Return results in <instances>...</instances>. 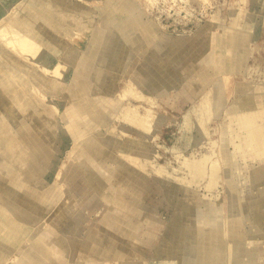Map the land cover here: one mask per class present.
Listing matches in <instances>:
<instances>
[{"label": "rangeland", "instance_id": "rangeland-1", "mask_svg": "<svg viewBox=\"0 0 264 264\" xmlns=\"http://www.w3.org/2000/svg\"><path fill=\"white\" fill-rule=\"evenodd\" d=\"M74 1H77V6L74 9L73 22H77V25L79 24L75 26L77 28L74 27V30L77 31L74 34L75 36L73 35L75 31L73 30L72 32L73 28L67 31L69 33L66 31L61 33V31L57 30L58 27L53 21L45 22L48 33L56 34L58 31V37H54V35L52 37L49 34L44 35V38L42 37V42L45 40L44 46L47 44L49 48L46 46V51H49V54L53 53V55L50 54L47 62H45L46 59L44 61L43 59H37L38 57L36 58L35 56H25L23 62L16 58L12 59L10 57H12L11 54L13 52L10 53L9 50L11 48L13 50L12 46L15 43L0 45V70H8L11 66H15V72L10 75L23 82L25 88L24 98L43 97V102L49 105V109L41 113L45 118L49 115L48 110L55 112V115L50 112L54 117L51 118L49 125L51 128L48 133L50 137L46 135L48 138L44 135H39L43 123L41 121L40 123L38 121L39 124L34 122L32 115L29 116L27 114L30 109L27 103L8 104L7 107L14 112L13 117L9 113L4 114L2 122L0 121V173H2L0 174V178H2L0 179V201L5 200V194L10 187L9 184L14 178L13 176H16L23 186L21 190L23 192L21 193L23 194L22 207L19 210L15 208L9 213V216H12L8 217L12 219L13 223H11L9 218H6L8 221L0 218L1 223H6L3 224L5 228L1 224L0 230L1 232L3 230L7 231V228L8 231L11 230L14 227L13 224L15 225L16 223L15 220L18 223L21 222V225H26L27 230L24 234L26 235L25 240L24 236H22L21 240L15 243V247L14 245H5L1 239L2 236H0V264H22V250L28 248L26 247L27 238L33 233L44 231L57 219L59 207L73 199L77 203L74 212L58 220V228H60L66 239L71 261L75 260L73 258L81 256L84 261H80V263L83 264L84 262L86 264V253L81 250V242L92 230L104 225L108 226V229L114 233L122 236L121 238H128L129 242H125L128 244L129 253L132 255L129 264H141V262L144 264H159L156 246L171 230L174 218L184 217L190 221L191 230H194L199 236L203 233L221 229L227 219H236L235 221L239 225L237 227L238 232L248 231L249 234H254L252 236L254 246L245 244L244 249L242 248L243 253L246 254H243L242 264L247 262V264H264V237L262 236L264 235V219H261L264 207L260 203L251 204L246 201L245 197H250L252 194L250 178H240L239 167L235 166L233 161H231L230 165L227 161L228 159L224 160L221 156H224L226 149H233L230 143L223 144L224 139L219 132L220 123L223 121L222 115L210 122L212 139L217 142L215 149L221 157L222 178L214 190V194L205 187L204 183L200 186L188 185L181 187L176 185V178L174 177V175H182L180 171L174 170L179 164L175 151L180 150L186 155L191 154L194 139L198 136V131L195 127L188 128L186 126V118L191 116L193 107L197 103L198 89L202 86L205 87L204 74H209L211 79L216 81L223 76V73L227 72L231 63L236 67L233 70L232 85L235 84L237 87H241L245 84L251 85L257 81L264 82V0H248L247 4L238 0H156L154 3H149L148 0H136L139 5L138 10L141 13L138 17L146 23V27H143L140 31L138 30L145 45L138 49L139 51L132 50V55L126 60L121 71L104 68L103 73H105L106 77L98 79L97 83H91L92 85L89 86L90 90L79 96H77L76 91L83 83V75L79 78L82 69L78 67L84 61H92V53L89 46L91 45L90 39L94 29L104 24L103 17L107 12L115 14L119 23L126 21L129 15L127 12L120 10L124 0ZM37 2V0H0V5L2 6L0 8L2 10L4 8L7 15L12 14L9 16L10 19H8V23L12 25V23L15 24L18 21L21 13L29 12V10L33 12L37 8ZM42 3H39V5ZM239 5L246 6V9H249L248 11L252 15L253 21L259 24L258 37L252 41L253 43L247 40V34L245 33L247 31V23L246 19L242 18L239 20L240 24L242 23L239 30H243L244 42L238 46L228 45L224 41L226 34L231 30L230 12ZM84 7L89 8L90 12L83 13L80 9L84 10ZM13 8L15 11H13ZM2 10L0 9V12ZM74 23L70 24V26L73 27ZM84 24L86 28L82 29L81 27ZM148 24L150 28H148ZM217 25H220V27H217ZM78 34L81 36H78ZM69 35L74 36V38L78 37L71 40L72 37H66ZM53 38L58 40L55 39L57 41L53 40V42ZM207 39L211 40L209 51L206 43H204ZM60 41L66 44V49H72L61 51V54H54L56 45ZM53 43L55 45L54 49L49 46L53 45ZM165 43L167 45L178 43L181 49L186 50L188 58L185 57L177 69L182 78H188L189 80L180 84L177 89H172L165 94H153L157 102L153 110L165 119L164 125L161 123L154 125V132L157 135L155 138L151 136V133L145 134L135 129L132 131L127 130V134H125L120 128L122 126L120 123L122 122L119 115L122 112V107L126 106L129 100H131V105L134 106L135 104L139 106L143 103H140L137 99H120L123 88L126 83L135 82L138 75L145 71V58L152 53V47L157 48ZM50 50L52 51L50 52ZM210 50L218 53L217 59L223 63V67L216 71L212 70L206 62H203L197 68L199 79L192 76L189 66L195 64L196 59H205L210 54ZM247 50L249 51L248 54ZM241 57L243 58L240 60ZM60 62H62L61 66L59 65L61 64ZM42 67L45 68L43 69ZM56 67L60 69L57 70ZM51 69L52 73H50ZM53 69H56L57 71H55L60 76H57ZM43 71L44 74L46 73V77H56L55 80H59L61 84L63 83V89L54 93L38 85L39 83L37 82L41 80L39 72L43 73ZM52 74L55 76H52ZM86 74L88 75V73ZM252 75L253 77H251ZM233 90L234 86L231 88V93H226L228 103H232L236 98ZM158 104L161 105L159 106ZM4 119L7 121H4ZM68 122H71L70 125ZM3 123L6 125L7 131L5 127L3 128ZM13 128L16 131H22L20 135H22L21 138L23 140L25 136L27 139L24 141L20 139V142L16 144L17 148L12 143H15L12 136L16 132H14ZM5 131L9 136L1 137L6 134L4 133ZM10 134L12 135L10 136ZM34 135L37 136L35 137ZM83 136H90L95 140L98 139L97 142L104 146L106 145L113 155L103 156L101 159L90 153L84 152L85 154H82V151H79L77 146L80 142L79 138ZM32 138L40 139L41 146L43 148L46 147V151L50 153L49 156H45L41 152H35L33 148V150L30 149L29 142ZM145 139L148 140L147 146L140 143V141ZM207 141L208 138L206 137L197 146V150L203 151L208 143ZM7 143H12L11 145L15 149L11 145H7ZM42 143H44V146ZM1 145L5 146L3 148L4 152L6 149V152L10 154L5 155L6 152L2 151ZM7 147H11L12 150L11 148L7 149ZM120 149L132 154L137 151L142 155L145 153L148 155V159L153 160L154 166L148 168V173H145L144 176L139 178V176L135 175L131 178V176L127 175V169L123 168L113 158ZM6 158L10 162L13 161V165L10 163L9 166L15 171L12 173L8 172V175L4 164ZM259 160L264 164L263 160ZM124 162H129V166L132 169L137 167L129 159L124 160ZM240 162L242 163L243 160H240ZM249 163H251L250 169L256 170L261 167V163L258 160L250 161ZM163 164L168 167V172L172 174L167 175L166 173L157 172L155 169L156 165ZM3 171L6 173H3ZM245 171L244 175H248L247 168H245ZM87 179L92 181L91 185L93 187L91 189L88 188L89 182H87ZM231 181H236V185H238L236 189L231 188ZM254 186L257 187L258 184L254 182ZM102 188L103 190L105 188V190H100ZM121 194L122 198L120 197ZM79 197H81V200L78 201ZM111 197L113 198L111 199ZM37 198L39 200L37 201L38 204L36 203V209L32 203ZM132 198L136 203L129 202ZM124 199L128 200V203H123ZM183 201L188 203V209L181 203ZM1 205L2 203H0ZM246 206H250L248 211H246ZM124 211H128L129 215H122ZM241 213H245L246 217L239 223L240 220L237 221V218H239ZM192 218L194 219L191 221ZM257 219L260 223H258L261 229L259 231L251 225ZM134 240L142 246L133 242ZM49 244L54 249L58 248L54 242H49ZM45 245L48 244L46 243ZM255 250L258 254L255 253ZM253 254L256 256V260L255 256L254 260L251 257ZM247 258L250 259L248 260ZM252 261L256 263H252Z\"/></svg>", "mask_w": 264, "mask_h": 264}, {"label": "bare ground", "instance_id": "bare-ground-1", "mask_svg": "<svg viewBox=\"0 0 264 264\" xmlns=\"http://www.w3.org/2000/svg\"><path fill=\"white\" fill-rule=\"evenodd\" d=\"M37 1H38L36 3L37 8L34 9L33 12L29 10V12L21 13L18 21L15 24L12 23V25L8 23V19H10L9 16H11L12 14L7 15V13H5L6 11L4 10V8L3 10L2 8H0L2 10V12H0V30L4 28L0 33V41H1L0 45L2 46V45H9L15 43V45L12 46L13 50L12 48L11 50H9L10 53L13 52L11 54L12 57L9 56L12 59L16 58L19 61L22 60L21 62H23V58L25 56H29V57L35 56L36 58L38 57L37 59H43L44 61L46 59L45 62H47L50 54L53 55V53L51 52L52 50H50L51 52L50 54L48 53L49 51H46L48 46L47 44L44 46L45 40L44 42H42V37L47 34H49V36L54 35L55 37L58 34L57 30L63 33L62 31L67 32L69 31V29L73 28L72 29L73 32L74 27L77 25L76 24L77 22L76 23L73 22V13L75 6H77V1L74 0L73 1L72 0H37ZM43 1L44 3H42ZM148 1L149 3H154L156 0H148ZM238 1L243 3L246 2L247 4L248 0H238ZM39 3L42 4L39 5ZM0 7L2 6L0 5ZM14 8L13 11H15ZM138 9H139V5L137 4L136 0H124L120 10L127 12L129 18L121 23L117 21L115 14H111L108 12L104 14L103 17L104 24L94 29V33L90 39L91 45L89 47L91 48L92 61L90 62L84 61L78 67L82 69L81 70L82 73L81 76H79V78L82 77L83 75V83L76 91L77 96L88 92L90 90L89 86L92 85L91 83L93 82L97 83L98 79H102L106 77L105 73H103L104 68L114 69V70L117 69L121 71V68L124 67L126 60L130 57V55H132V50L139 51L138 49H141L145 45V42H143V40L141 39V35L139 31L143 27H146V23L142 21L140 17H138L141 14ZM80 10L83 13L90 12V9L89 8L87 9L86 7H84V10L82 8ZM248 10L246 9V6L243 5H239L238 7L232 9V11L230 10L231 30L225 36L224 42L226 44L228 45L232 44L238 46L239 44H242L244 42L243 33H242L243 30H239L241 29L240 26L242 24V23L240 24L239 20H241L242 18H245L247 23L246 26L247 31L245 32L247 34V40L252 42L253 40H256V38L258 37L259 24L253 21L252 15ZM52 21L54 22L56 27H58V29L56 30L57 33L55 32L56 34H52V32L48 33V28L46 27L45 22H52ZM72 23H74L73 27L70 26V24L72 25ZM243 25L245 26V24ZM85 26L86 25L84 24V26H82L81 28L85 29L86 28ZM217 27H220V25H217ZM148 28H150L149 24H148ZM76 32L77 31H75L73 35L76 34ZM78 33L80 32L78 31ZM8 34H10V36H8ZM71 35L66 37L67 38L72 37L71 40H74L78 36H81L80 34H78V36L74 38L75 35L74 36ZM55 39L53 38L52 41ZM204 43H206L207 50L209 51V44L211 43V40L207 39ZM177 44L172 43L171 45H167L165 43L157 48L152 47L153 50L152 53H150V56H146L145 58V69H144L145 71L138 75V77L135 79L136 80L135 82H128L127 80L128 83L125 84L123 88V92L120 95V99H124V98H128V100L137 99L140 101V103L143 104L142 105L138 104L139 106H136L137 104H135L134 106L131 105V100H129L126 106L122 107V112L119 115L122 123H120V121L118 122L122 124V126L119 127L122 129L123 133L127 134V130L132 131L133 129H135L138 130L139 132H144L145 134L151 133V136L155 138L157 135H155L154 132L155 131L154 125L158 123L164 125L163 122L165 119H163L161 115L155 113V110H153V107H155L157 104L153 94L156 93L165 94L172 89L173 90L177 89L180 86V84L188 82L189 80L188 78L186 79L182 78V75H180V73L178 72L177 68L179 67L183 59L185 57L188 58V56H186L187 55L186 50L181 49L179 47V44L178 45ZM51 45L49 46L52 48L55 46L54 43L52 46ZM66 48H67L66 44L60 41L56 45L54 54L55 53L61 54V51L62 52L69 51L72 49V48L69 49ZM248 52L249 51L247 50V54ZM217 55L218 53L216 51L210 50V54L207 57H205V59L202 58L196 59L197 61L196 62L194 61L195 64L189 66V70L191 71L192 76L197 77L199 79L197 68L201 66L203 62H206V64L209 65L212 70L218 71L221 67H223V63L218 61L217 58L219 55L218 56ZM249 57H250V53H249ZM242 58L243 57H241L240 60ZM60 63L61 64L59 65L61 66L62 62ZM14 67L15 66H11L10 69L8 70L7 69L0 70V121L3 119L2 117H4V114L9 113V115L13 117L14 112L12 109H9V107H7L8 104L27 103L28 107H30L29 112L27 114H29V116L32 115L33 117L32 119L34 120V122L38 123L39 121L40 123L41 121V123H43V127L41 128V131H39V135L41 134L44 136L46 135L49 136L48 133L51 129L49 125L52 120L51 118L54 117L52 113H54L55 115V112L48 110L49 115L48 117L45 118V116L41 115V113L49 109V105L43 102V97L37 96L33 98L30 96L31 98L29 99L24 98L23 95L25 93V88L23 82H21V80H17L16 78H13L10 75L11 73L15 72ZM234 68L236 67L230 63V67L227 70V72L223 73V76L221 78L219 77L220 79L216 81L211 79L209 74L207 73L204 74L205 77L204 81L206 82L205 87L202 86L201 88L198 89L197 92L198 97L196 99L197 103L193 107L191 116H187L186 118V126L188 128L195 127L198 131V136L194 139L193 151L191 154L186 155L180 150L175 151L177 154V158L179 160V164L177 167L174 168V170L177 172L180 171L182 175H174V177L176 178V185H180L181 187L188 185L200 186L204 183L205 187L210 192H213L212 194H214V190L216 189L219 181L221 180L222 175L220 168L221 157L215 149L217 142L216 140L212 139V129L210 127V122L213 121L216 117L222 115L223 121L221 120L222 122L220 123L219 132L221 133L222 138L224 139L223 144L226 145V143H230L233 149L232 150L226 149L224 156L223 155L221 156L224 160L228 159L227 161L228 163H230V165H231V161H233L234 165L239 167L238 172L240 178H245V179L246 177L248 179L250 178L252 182V194L250 195V197L249 196L245 197L246 201L250 202L251 204L260 203L264 207V185H259L260 188L254 186V182L260 184L259 182H261V180H264V164L261 170L260 169L255 170V169H250L251 163H249L250 161H256L259 159L264 160V82L257 81L251 85L245 84L244 86L241 87H237L235 84L232 85L233 83L232 75ZM56 69L58 70L60 68L56 67ZM56 69H53V71H55ZM50 71L49 72L52 73V69ZM56 71L54 73H57ZM86 73H88V75ZM39 74H41L40 77L41 80L40 82L37 83H39L38 85H40L42 88L48 89L49 91L54 93L59 92L63 89L62 88L63 83L61 84L59 80H55L56 77L49 78L47 76L48 77L47 78L45 75L46 73L44 74V71L43 73L39 72ZM52 76L55 75L52 74ZM57 76H60L59 73H57ZM251 77H253V75ZM232 86H234L233 93H235L236 98L232 101V103H228V98L226 93L232 92L231 91ZM4 121L7 120L4 119ZM5 126L6 125H4L3 128ZM14 129L15 128H13V130ZM6 131L4 132L6 134H4V136L2 135L1 137H5V135H8ZM15 131L16 130H14V132ZM20 132L22 133V131H16L15 133H13L14 134V136H12L13 138L11 137L15 141V143L12 142L13 140L11 142L14 144V146H16V148H17L16 144L20 142V139L22 141L26 139V136L24 140L21 138L22 135H20ZM11 135L12 134H10V136ZM29 135L31 136V134ZM34 136L36 137L37 135ZM48 136H46V138H48ZM206 137L208 138L207 141L208 143L207 145H205V149L203 151L197 150V146L201 144ZM79 140L80 142L77 146V149L79 151H82V154L90 153L101 159L103 156L113 155L112 153H110L109 148H107L106 145L104 146L101 143L97 142L98 139L95 140L90 136H83L79 138ZM140 143L142 145L147 146L148 140L145 139L143 141H140ZM11 144L7 143V145H11ZM43 144L44 143H42V145ZM29 145L31 146V148L30 147L29 148L31 150L34 149L35 152L36 151L41 152L45 156H49L50 154L46 151L45 149L46 147L43 148L41 146L40 139L38 138H32V140L29 142ZM11 147H7V149ZM3 148H5V146L4 147L2 146L1 148L2 151L4 152ZM18 148L20 147L18 146ZM8 153L9 152H6L5 155ZM134 153L133 154L128 153L125 150L120 149V151L115 153V156L113 158L115 159V161H117V163L121 164L123 168L127 169L128 171L127 175L129 177L130 176L134 177L136 175L139 176L140 178L144 176L145 173H148V168L154 166L153 160L148 159V155L145 153H143V155L138 151ZM126 159H129V161L132 162V164H136L137 167L132 169V167L129 166V162L128 163L124 162V160ZM240 160H243V162L241 163ZM4 162L6 167L5 171L7 172V175L8 172L11 173L15 172L13 171L12 167L9 166L10 163H12L13 165V161L10 162L6 158V161ZM245 168L248 169L249 172L248 175L246 174L244 175ZM155 169L157 170V172L162 174L163 173H166L167 175L172 174L168 172V167L164 164L159 166L156 165ZM5 171H3V173ZM13 177H12L13 179L9 184L10 187L7 189L5 194L6 195L4 200L5 202L3 200L0 201V203H2V205L0 206V218L1 220L3 219L4 221L6 218L8 219L10 216H12V215L9 216L10 212H12L15 208L19 210L23 205L22 204L23 194H21L23 193L21 192L23 186L20 180L16 176ZM87 182H89L88 188L91 189V187H93L91 185L92 181L90 179H87ZM4 184L6 185V183ZM230 185L231 188L233 189H236L238 187V185H236V181H231ZM100 190L104 191L105 188L104 190L103 188ZM120 197L122 198V194L120 195ZM39 198L41 199L40 196ZM39 198H37L32 203V205L36 209H37L36 203L39 200ZM79 200H81V197H79L78 201ZM123 203H128V201L124 199ZM181 203L186 209L189 208L188 203L186 201H183ZM76 207H77V203L74 202V199L69 203H65L64 205L60 206L57 213V216L59 218L57 217V219L53 221L51 225H49L41 233H35V234L33 233L27 238L26 247L28 248H24L22 250L23 251L21 255L22 264H25L26 259H28L29 255H31L32 253H34L35 255L40 253V248L43 242H45L44 235H46L48 231L51 232L55 231L56 233L58 229V220L64 218L65 215L74 212ZM245 208H247L246 211H248L250 209V206H246ZM39 210H41V208H39ZM245 217L246 214L241 213L239 218H237V221L240 220L239 223H241V220L244 219ZM261 217L264 219V212H262ZM174 219L175 220H173L172 222L171 230L166 234V237H164L163 240L156 246V255H157V259H159L160 261L159 264H242V257L243 254H245L243 253L242 248L245 246V244L253 245L252 242L254 239L252 238V236L254 234H249L248 231L238 232L237 227L239 225L238 222L236 223L235 221L236 219H227L225 220L221 229L203 233L201 234V236H199V234L196 233L194 230H191L189 225L190 221L187 220L186 218L177 217ZM193 219L194 218H192L191 221ZM1 220H0V226L1 224L3 226L5 222L1 223L2 222ZM9 220L11 221L12 219L9 218ZM15 221L16 223L15 225L13 224L14 227L11 230L8 231V228L7 231L3 230V228H2L3 230L2 232L0 230V236H2L1 239L4 241L5 245L7 246L14 245L15 247V243L21 240L22 236H24V240L26 238L25 237L26 235H24L25 232L27 231L25 227L26 225H21L20 224L21 222L18 223L17 220ZM258 221L259 220H256L251 225L252 227H256L259 231L261 229L258 226L259 223ZM11 223H13V221H11ZM106 227L108 226H104V225L100 226V230L103 229L104 232ZM98 230L99 229H97V231ZM107 230H105V233H97V235L95 236H97L98 239L95 236H93L92 238L88 236L87 243H84L85 241L81 242L82 243L81 250L82 252L86 253V257H85L87 259L86 263L89 261L92 262L93 259L95 260L105 259L106 260L104 261L105 264H129L132 255L129 253L130 249L128 247V244L125 242V239L121 238L122 236L114 233L113 231L108 232ZM262 236L264 237V235ZM93 245L95 246V248L96 246L101 247L100 248L101 250H99V247L96 248L95 250ZM101 252L105 253L104 256L102 255ZM256 252L257 251L255 250V253ZM254 256H255L254 254L253 256H251L253 257V260H254ZM74 259L83 260L84 258H81V256H79ZM255 260H256V256H255ZM253 262L254 261H252V263ZM72 264H74V262H72ZM79 264L82 263L79 262ZM141 264L144 263L141 262Z\"/></svg>", "mask_w": 264, "mask_h": 264}, {"label": "crops", "instance_id": "crops-1", "mask_svg": "<svg viewBox=\"0 0 264 264\" xmlns=\"http://www.w3.org/2000/svg\"><path fill=\"white\" fill-rule=\"evenodd\" d=\"M259 161V163H261V167H260V170H261V168L263 167V162L262 161H260V160H258ZM264 161V160H263ZM259 168V167H258ZM257 168V169H258ZM263 173V172H262ZM132 178V177H131ZM260 184H258V186H257V188H260V186L259 185H264V180L262 181L261 180V182H259ZM112 199V198H111ZM128 201V200H127ZM130 201H132V202H135L134 200H133V198L132 199H130L129 200V202ZM136 203V202H135ZM124 214H126V215H129L128 214V211H124L123 212V214L122 215H124ZM126 215H124V216H126ZM261 219H263L262 217H261ZM258 220V219H257ZM259 222V221H258ZM97 229H99L98 231H97ZM108 229V227H106V229L105 230H107ZM105 230H104V232H103V229L102 230H100V227H97L96 229H94V230H92L89 234H88V236L89 237H93V236H95V235H97V233H105ZM133 230V229H132ZM108 232H111V230L109 229V230H107ZM134 231V230H133ZM56 235V236H55ZM48 236V237H47ZM88 236H87V238H85L84 240H83V242L84 243H87V241H88ZM44 237H45V239H44V241L45 242H43V244H42V246H41V248H40V253L39 254H34V253H32L31 255H29V257H28V259H26V262H25V264H59V263H61V264H72V262H74V263H78L79 264V262L80 261H84V260H73V261H71L70 259H69V252H70V250H69V247H68V245L66 244V239H65V237L63 236V234H62V232H61V230H60V228H58L57 229V232L55 233V231H48V233L46 234V235H44ZM47 237V238H46ZM96 238H97V236H95ZM49 238V239H48ZM95 238V239H96ZM53 241H52V240ZM61 241H60V240ZM87 239V240H86ZM98 239V238H97ZM97 241V240H96ZM125 241L126 242H129V240H128V238H125ZM49 242H54L55 244H56V246H58V248H53V246L52 245H50L49 244ZM63 242V243H62ZM93 242V241H92ZM133 242H136V240H134ZM48 244V245H45V244ZM136 244H138V245H140L139 243H137L136 242ZM50 245V246H49ZM90 245V244H89ZM92 246V245H91ZM94 246V245H93ZM140 246H142V245H140ZM99 246H96V248H98ZM43 248V249H42ZM96 248H95V246H94V249L96 250ZM101 247H99V250H101L100 249ZM98 250V251H99ZM102 253V255L104 256V252H101ZM68 254V255H67ZM53 257H54V260H53ZM67 257V258H66ZM35 259V260H34ZM74 259V258H73ZM29 261V262H28ZM58 261V262H57ZM60 261V262H59ZM104 261H106L105 259H99V260H95V259H93L92 260V262L91 261H89V262H87L86 264H105V262ZM51 262V263H50ZM70 262V263H69ZM83 264H84V262H83Z\"/></svg>", "mask_w": 264, "mask_h": 264}]
</instances>
